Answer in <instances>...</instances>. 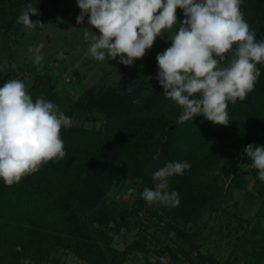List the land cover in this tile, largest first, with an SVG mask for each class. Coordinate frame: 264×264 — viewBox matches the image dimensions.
Masks as SVG:
<instances>
[{"label":"rangeland","instance_id":"374dc122","mask_svg":"<svg viewBox=\"0 0 264 264\" xmlns=\"http://www.w3.org/2000/svg\"><path fill=\"white\" fill-rule=\"evenodd\" d=\"M28 2L0 0V87L9 78L19 79L25 83L34 102L43 95L64 114L89 95L102 104L87 100L92 111L80 112L74 120L88 129L104 130L107 115H117L124 121V115L147 114L143 104L147 95L153 103H158L159 97L164 111L172 109V101L157 93L161 86L155 79L159 72L156 56L171 46L167 33L157 37L153 47L132 66L119 63V58L100 62L84 55L90 41L84 40L82 27L90 25L87 17L83 25L76 23L80 14L77 0H32L40 14L30 19L44 23L42 29H28L17 23ZM247 5L242 0L241 9H246L243 16L250 29L264 32V19H261L264 11H253ZM47 6L53 9L52 17L45 10ZM180 15L181 9H177L178 21L183 20ZM92 30L100 35L97 29ZM39 44L44 45L41 50L44 59L35 64L28 49ZM243 104L239 100L235 104L229 102L230 119L246 117L250 104ZM252 169L246 154L219 158L210 166H201L204 177L198 184L207 188L203 192L208 201L198 198L195 204L188 190L177 191L180 203L176 207L149 205L141 193L145 187L154 186L153 174L144 169V176L138 177L125 170L121 181L107 188L103 198L107 207L117 204L122 210L134 209L136 217L123 224L113 221L105 227L85 220L86 223L77 225L78 233L70 235L65 230L66 234H59L57 241L50 237L54 232L37 229L36 234L35 225L20 226L14 230L18 233L13 243H28L36 254L33 258L26 257L15 246L10 250L8 263L10 260V264H23L30 259L32 264H119L127 255L124 264H191L183 256L179 262L175 261L167 249L173 253L179 247L188 250L193 242L200 247L198 253L202 256L194 264H264V182L258 175L247 173ZM172 178L182 186L177 176ZM130 188L135 192L126 195ZM221 188L223 191L217 192ZM98 208L86 212L95 215ZM171 227L173 230L167 234ZM30 231L33 235L26 236ZM184 234L189 235V240ZM134 242L142 246L131 248Z\"/></svg>","mask_w":264,"mask_h":264},{"label":"clouds","instance_id":"9594fccd","mask_svg":"<svg viewBox=\"0 0 264 264\" xmlns=\"http://www.w3.org/2000/svg\"><path fill=\"white\" fill-rule=\"evenodd\" d=\"M242 0H77L80 14L90 27L83 28L90 41L85 56L125 66L145 56L157 37L167 33L171 46L156 56L155 79L163 96L181 108L178 124L203 116L218 126H228L229 102L243 101L254 90L264 65V38L244 19ZM177 9L184 19L178 21ZM37 7L30 2L17 19L28 29L44 28ZM97 29V35L92 29ZM43 44L29 47L33 62L40 64ZM62 55V54H61ZM72 120L43 95L35 102L19 79L9 78L0 87V180L11 186L49 161L64 160L67 153L61 129ZM244 153L264 182V145L248 144ZM187 161L167 162L152 175L154 186L145 187L141 198L149 205L176 207L179 193L169 191L170 178L190 169ZM129 189L126 195H132ZM23 264H32L30 259Z\"/></svg>","mask_w":264,"mask_h":264},{"label":"trees","instance_id":"16d2710c","mask_svg":"<svg viewBox=\"0 0 264 264\" xmlns=\"http://www.w3.org/2000/svg\"><path fill=\"white\" fill-rule=\"evenodd\" d=\"M246 1L247 8L259 13L264 11V0ZM244 9H241L242 13ZM52 10H47L51 17ZM180 16L185 18L183 10ZM261 16L264 19V14ZM256 34L257 39L264 38V32ZM257 67L260 76L254 90L243 100L244 106L250 104L249 113L245 114L246 117L231 119L226 127L215 125L203 116L178 124L182 110L175 102L172 101V109L164 111L165 106L160 104L159 97L158 103H153L147 95L143 98L147 114L124 115V121H120L117 115H107L104 130L88 129L75 124L77 114L92 111L93 107L87 105L89 100L96 101L98 105L102 102L92 100L89 95L83 96L73 110L65 114L72 120L71 127L61 129L67 153L65 159L42 164L37 172L24 176L19 183L11 186L0 180V264H10V250L15 246H19L26 257L35 256L28 243H13L18 233L14 230L20 226L35 225L36 234L40 229L54 232L50 237L52 241H57L59 234H66L65 230L70 235L78 233L77 225L86 223L85 220L105 227L113 221L123 224L136 217L134 209L122 210L117 204L107 207L103 198L107 188L121 181V173L125 170L127 174L142 177L144 169L153 174L167 162L187 161L190 169L185 170L183 175H176L182 186L170 178L169 188L180 193L188 190L195 204L198 198L207 202L209 198L203 192L207 188L198 184L204 177L201 166H210L219 158L246 154L244 148L248 144L264 145V65ZM163 92L162 87L157 91L160 94ZM247 173L258 175L254 169ZM220 191L223 189L217 192ZM95 207H99L98 211L95 210L97 214L86 212ZM171 230L172 227L167 234ZM33 233L30 231L26 236L31 237ZM184 236L189 240L188 234ZM141 246L134 242L131 248ZM199 249L196 243L191 242L188 250L183 247L174 253L171 249L167 250L175 261L179 262L180 256H183L194 264L197 259H202ZM126 258L127 255L123 256L119 264H124Z\"/></svg>","mask_w":264,"mask_h":264}]
</instances>
